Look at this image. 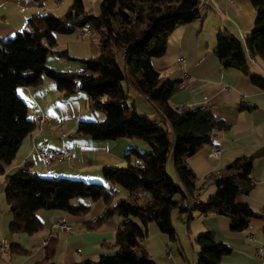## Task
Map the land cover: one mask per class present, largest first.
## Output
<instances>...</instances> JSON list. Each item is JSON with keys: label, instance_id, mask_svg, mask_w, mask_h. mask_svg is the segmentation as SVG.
Wrapping results in <instances>:
<instances>
[{"label": "trees", "instance_id": "1", "mask_svg": "<svg viewBox=\"0 0 264 264\" xmlns=\"http://www.w3.org/2000/svg\"><path fill=\"white\" fill-rule=\"evenodd\" d=\"M249 1L257 16L247 50L235 37L221 35L215 51L225 69L234 68L246 74L249 56L264 63V0ZM201 9L200 0H103L100 14L95 15L86 11L83 0H72L65 16L36 15L22 33L0 42L1 174L15 160L23 141L37 129L18 89L38 86L44 77L54 80L65 97L85 92L90 108L106 115L102 122H81L77 134L100 141L142 140L151 147L145 153L131 148L125 167H105L103 177L108 185L41 177L29 169L7 177L5 198L13 215L12 234L32 236L40 232L43 224L37 212L42 209L82 215L90 212V206L75 200H103L106 208L95 226L115 215L125 219L114 243L108 245L117 251L98 261L76 264H157L144 250H136L149 237V226L153 223L170 241L177 240L172 223L176 209L188 215V220L195 213L229 217L233 232L249 228L251 220L258 215L248 204L238 202V197L252 190L254 163L264 158V147L212 174L211 182L205 183H212L217 191L208 200L200 201L197 176L188 160L203 146L213 145L216 132L230 127L202 107L177 111L172 99L181 90L182 81L164 78L152 63L167 53L169 38L178 25L200 19ZM83 28L98 33L100 56L81 60L86 68L83 73L49 68L46 60L50 53L69 58L67 50H57L55 35H70ZM121 55H124V67L119 63ZM251 82L264 91V77L253 76ZM125 83L134 86L157 109L158 119L139 114L135 106L123 105L129 97ZM171 155L179 184L167 172ZM117 186L127 190L130 197L113 203ZM141 191L149 193L151 198L142 201ZM196 241L200 248L196 264H221L232 253V248L217 241L211 232L199 235ZM16 247L18 252L27 253ZM54 255V244L49 243L44 260L36 264H51Z\"/></svg>", "mask_w": 264, "mask_h": 264}, {"label": "crops", "instance_id": "2", "mask_svg": "<svg viewBox=\"0 0 264 264\" xmlns=\"http://www.w3.org/2000/svg\"><path fill=\"white\" fill-rule=\"evenodd\" d=\"M102 1L83 0V3L86 11L94 14L99 10L100 14ZM71 5L72 0H0V42L22 33L34 16L53 14L63 17ZM256 16V10L249 0H208V5L201 9L200 19L180 23L169 38L167 53L152 61L164 78L182 81L181 90L172 99L174 106L200 108L208 105L216 120H222L230 127L213 136V145L220 146L222 151L219 159L210 157L213 145H206L188 160L197 176L200 201H206L216 193V190H212L209 191L212 194L209 198L203 197L209 184L205 182H211L212 174H218L236 159L250 156L264 147V91L251 82L253 76L264 77V63L249 56V72L246 74L234 68L225 69L215 54L221 35L235 37L247 50ZM89 30L86 36H81L80 32L56 34L57 50H67L69 58L50 53L46 60L47 66L58 72H85L81 60L98 58L101 54L99 35ZM181 58H184V63L179 62ZM119 63L124 67V55L119 57ZM126 91L128 93L129 88ZM18 95L28 104L29 117L35 119L36 112L43 111L47 116V124L41 130L37 128L23 141L15 160L5 168L3 174L0 173V243L5 240L9 250L8 256L0 251V264L42 262L46 255L47 246L44 242L47 239L55 247L51 264L98 261L102 256L116 252L117 249L112 250L108 245L114 243L117 230L125 219L115 215L95 226L93 220H100L106 208L103 200L75 201L90 206V212L82 215L42 209L37 212L43 224L40 232L32 236L12 234L10 225L13 215L5 198L6 178L20 170L29 169L41 177L78 179L108 185L103 177L105 167H125L128 165L126 155L131 148L140 152L148 149L138 140L129 138L100 141L89 135L77 134L81 122H102L106 118L104 113L90 108L85 92L79 91L65 97L57 89L54 80L44 77L38 86L20 87ZM153 119H158V116ZM41 149H74L77 158L70 164H47L37 154V150ZM132 162L136 161L133 159ZM206 177L210 178L206 180ZM252 177V190L239 195L238 202L248 204L258 216L251 220L249 228L243 232L231 230L232 221L229 217L200 216L195 213L188 220V215L173 213L175 229L181 236L186 234L193 256L200 251L196 242L199 235L211 232L217 241L232 248V253L224 257L221 264H260L257 250L264 244V158L255 161ZM129 197L127 190L117 186L113 203ZM61 219H66L72 225L71 232L54 229ZM152 225L149 230L156 234L157 230ZM192 237L195 241H192ZM16 246L22 247L27 253L18 252ZM170 264L183 263L175 256Z\"/></svg>", "mask_w": 264, "mask_h": 264}, {"label": "rangeland", "instance_id": "3", "mask_svg": "<svg viewBox=\"0 0 264 264\" xmlns=\"http://www.w3.org/2000/svg\"><path fill=\"white\" fill-rule=\"evenodd\" d=\"M94 14L95 15L99 14V10H96ZM124 88L126 90H128L129 88V92H128L129 97L123 105L128 106V107L136 106L139 114L141 115L145 114L148 117H152V119L154 118V116L158 115V113H156V110L152 106V104L147 99H145L143 96H141L138 93V91L134 88V86H132L131 84L125 83ZM138 142H140L141 144H144V146H146V148L148 149L147 151H144V153L151 151V147L147 143H145L142 140H138ZM166 168H167L168 174L175 180L177 184H179L177 177H176V173H175V164H174L173 155L169 157ZM207 186H208L207 191H206L207 193H205L203 196L206 199L212 195L209 193V191H212V190L217 191L216 186L212 185V183L207 184ZM140 193L142 196V201H147L151 198V195L145 191L143 192L141 191ZM77 200H83V199H77ZM173 213L174 215L181 214L180 211L177 209L174 210ZM173 213H172V223L174 226ZM152 226L153 228L157 230L156 234H152L153 232L151 233V231L149 230L150 232L149 237L140 243L141 245L140 249H142V251L144 250L145 252L147 251L150 257H152L157 264H170V262L175 256L180 258L183 264H196L198 260V255L196 254L193 256V251L191 250L186 234L181 236L178 230L176 229L177 230L176 231L177 240L170 241L168 235L160 232L155 223H153ZM174 228L176 227L174 226ZM193 240L194 238L192 237V241ZM185 241L187 242L189 246L188 245L186 246ZM184 249H186V252L184 251ZM138 250L139 249H137L136 251L138 252ZM170 253L173 254L172 259L169 257Z\"/></svg>", "mask_w": 264, "mask_h": 264}, {"label": "built area", "instance_id": "4", "mask_svg": "<svg viewBox=\"0 0 264 264\" xmlns=\"http://www.w3.org/2000/svg\"><path fill=\"white\" fill-rule=\"evenodd\" d=\"M201 1V8H204L208 5V0H200ZM90 33L89 28H83L80 32L81 36H86ZM180 63H184V58L179 60ZM186 106H176V110L182 112L186 109ZM202 108L210 110L208 105L203 106ZM35 122L37 128L41 130L47 124V116L43 111H37L35 114ZM221 148L218 145H214L210 152V157L212 159H219L221 157ZM38 156L47 164L56 162L59 164H70L77 158V153L74 149H66V150H59V149H45V150H37ZM210 177H206L205 179H209ZM211 179V178H210ZM93 224L96 223V219L93 220ZM54 229L59 230L64 233H68L72 231V225L68 223L66 219L59 220L55 225ZM50 243V239L45 240L44 245L48 246ZM0 251L4 256L9 255V250L7 247V243L3 240L0 243ZM258 257L260 259V264H264V244L261 245L257 250ZM169 257H172V253L169 254Z\"/></svg>", "mask_w": 264, "mask_h": 264}]
</instances>
